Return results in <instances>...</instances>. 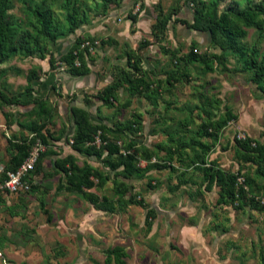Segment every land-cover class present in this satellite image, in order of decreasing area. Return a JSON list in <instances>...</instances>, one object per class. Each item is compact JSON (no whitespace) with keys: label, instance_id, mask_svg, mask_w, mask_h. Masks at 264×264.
Instances as JSON below:
<instances>
[{"label":"rangeland","instance_id":"rangeland-1","mask_svg":"<svg viewBox=\"0 0 264 264\" xmlns=\"http://www.w3.org/2000/svg\"><path fill=\"white\" fill-rule=\"evenodd\" d=\"M238 1L245 7L258 0ZM41 3L54 27L51 40L39 35L31 13ZM72 8L78 27L70 33ZM204 10L188 0H10L8 20L29 44L16 43L14 55L0 64V89L9 97L41 96L46 112L31 102L0 107V176L14 144L42 149L29 189L0 194V264H104L114 246L122 248L125 264H264V164L243 161L235 144L243 136L264 147V80L252 82V72L241 71L227 52L220 63L211 60V72L180 61L190 47L206 56L220 53L207 46L205 34L177 22L191 23ZM76 40L79 48L88 44V71L80 77L58 59ZM241 43L264 66V25L247 28ZM134 56L140 69L145 59L161 65L159 74H145L147 89L131 90L123 80ZM91 72L96 80L88 85L81 77ZM110 84L116 99L108 108L96 95ZM30 108L37 113L26 116ZM220 117L226 125L203 134L202 126ZM100 125L110 158L134 151L140 172L125 181L124 199L132 194L142 206L119 202L113 171L71 148L77 130L99 145ZM65 156L78 169L91 168L92 185L83 192L104 198L110 211L95 210L70 191L72 181L53 166ZM216 172L246 180L243 198L219 203Z\"/></svg>","mask_w":264,"mask_h":264},{"label":"trees","instance_id":"trees-1","mask_svg":"<svg viewBox=\"0 0 264 264\" xmlns=\"http://www.w3.org/2000/svg\"><path fill=\"white\" fill-rule=\"evenodd\" d=\"M106 4L117 5L120 0H103ZM191 5L199 6V8H206L202 12L195 11L197 16L193 17L191 23H187L185 20H177V22L192 31L203 33L207 36V46L217 47L220 51L218 55L211 54L206 56L204 54L197 53L193 48H189L187 54L180 58L183 63H197L205 72H211L210 66L211 60L220 63L224 59V53H231L236 56V61L241 62V71L252 72V82L260 83L264 80V66L256 61L255 51H245L241 40L246 35L247 28H257L258 30L264 25V0L251 1L250 4L245 7H240L238 0H210L206 5L202 0H188ZM10 0H0V64L8 61L16 52V43L18 48H22L24 45H28V41L23 36H17V27L13 25L7 16V7ZM223 9L217 13L219 7ZM76 8H72V14L68 20V31L72 33L77 26ZM201 11V10H199ZM32 16L38 25V33L42 35L45 40H51L53 37L54 27L51 24V20L48 16V11L44 8V3L35 6L31 11ZM164 21L161 25H164ZM37 39V38H36ZM76 40L75 43L59 56V60L63 62L67 67V72L71 76L80 77L87 73V48H79ZM28 49V48H25ZM49 65L53 63V59L48 60ZM140 61L134 56L132 62L129 64L131 68L130 73L121 72L123 74V80L128 81V88L131 90H137L140 88L147 89L149 84L144 83L145 72L139 67ZM122 80V81H123ZM119 83V81H118ZM121 83V81H120ZM117 86V84H116ZM115 85L110 84L104 87L97 95L96 98L101 101L105 107H112V102L115 101ZM31 102L39 107V110L43 113L46 100L33 98H20L16 96H7L0 89V107L8 109L11 106H20L27 108L28 103ZM37 111L33 108L27 110L24 114L26 116L36 114ZM10 114H5V123L9 124ZM8 121H7V120ZM228 120L218 118L211 125L204 124L202 126L203 134H207V131L218 130L226 125ZM131 124H127L128 129L131 128ZM96 129L100 130L99 139L100 144L95 145L93 137L85 135L83 132L76 131L71 138V148L87 157H92L96 162L107 165L109 170L113 171V176L119 178L113 188V192L116 195V199L124 205L135 204L142 206L140 201H135L134 196L131 194L128 198L124 199V195L128 192L129 186L125 181L132 178L134 175H138L140 169L135 165L134 151L129 153L128 151L124 155H119L114 158H110V151L106 144L103 135L106 134L104 126H96ZM41 143L45 144V140L41 138ZM236 147L241 152L242 160L245 162H258L264 164V147L261 144L253 142L250 138H244L242 141L235 140ZM14 153L10 154L7 171L15 170L27 156L30 148L28 144L24 142L13 145ZM40 155L37 158L34 169L30 171L26 178L29 180V175L34 173L36 166L40 160ZM150 154L144 155V160L148 162L150 160ZM53 166L64 176L72 181L70 191L73 193L81 194L83 200L89 204L93 209L102 212H108L111 210L110 204L104 199H98L95 195L83 192V189H88L92 185L90 180L91 168L84 165L81 169H78L75 165V161L68 156L53 161ZM162 168V166H157ZM3 176H0V180ZM214 184L218 188V200L219 203L224 205H230L236 203L239 199L243 198L244 190L242 186L236 184V176L223 174L216 172L214 174ZM246 181L243 179V182ZM152 216L151 210H146L144 216V223L147 229H150V218ZM125 253L121 247L114 246L105 251L104 264H125L123 258Z\"/></svg>","mask_w":264,"mask_h":264},{"label":"built area","instance_id":"built-area-1","mask_svg":"<svg viewBox=\"0 0 264 264\" xmlns=\"http://www.w3.org/2000/svg\"><path fill=\"white\" fill-rule=\"evenodd\" d=\"M81 47L87 48L88 44L84 43ZM236 140L242 141L244 140V137L237 136ZM41 151V146L38 143H35L30 148L22 163L15 170L2 172L3 178L0 180V194L22 193L29 189V180L26 178V176L30 171L33 170V167L36 164L37 158ZM242 182V178L236 177V184L242 186L244 189Z\"/></svg>","mask_w":264,"mask_h":264},{"label":"crops","instance_id":"crops-1","mask_svg":"<svg viewBox=\"0 0 264 264\" xmlns=\"http://www.w3.org/2000/svg\"><path fill=\"white\" fill-rule=\"evenodd\" d=\"M197 37H200V39H202V36H198V34H197ZM160 67H161V65L160 66H157V67H155L154 66V64H152V63H150L149 61H147V59H145V60H143L142 61V63H141V68H142V70L146 73V75H150L151 74V72L153 73V74H159V69H160ZM155 68H157V71H155L156 69ZM96 74H93L92 72L90 73V74H87L86 75V77H81V79H86V80H88L89 81V84L88 85H92L93 84V82H92V80L94 79V81L96 80ZM44 87H46V84H45V86H42L41 87V93H43V90H44ZM86 87H88V86H86ZM39 97H41V96H39ZM39 97H38V99H39ZM5 109V108H4ZM10 108H8V109H5V110H9ZM3 145L1 144V147H2ZM9 159V158H8ZM92 211L94 212V213H96L97 211H95V210H93L92 209ZM99 211V210H98ZM101 212V211H100Z\"/></svg>","mask_w":264,"mask_h":264}]
</instances>
